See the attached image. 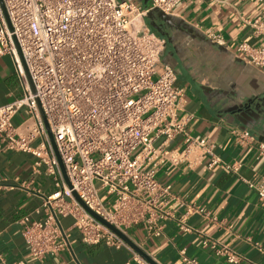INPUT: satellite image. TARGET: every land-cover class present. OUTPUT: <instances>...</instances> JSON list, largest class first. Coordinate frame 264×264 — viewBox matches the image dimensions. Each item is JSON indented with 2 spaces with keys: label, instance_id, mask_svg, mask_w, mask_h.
Here are the masks:
<instances>
[{
  "label": "built area",
  "instance_id": "built-area-1",
  "mask_svg": "<svg viewBox=\"0 0 264 264\" xmlns=\"http://www.w3.org/2000/svg\"><path fill=\"white\" fill-rule=\"evenodd\" d=\"M180 1L148 0L140 8L117 0H0V56H10L22 89L0 104V153L31 154L33 174L43 173L53 185L42 198L43 217L19 220L38 262L66 246L60 218L71 217L83 243L126 249L136 264H156L128 230L143 222L159 234V222L177 202L171 185L158 179V167L193 164L207 153L210 166L218 162L210 142L188 133L191 116L178 114L176 73L161 64L166 41L143 22L151 11L172 14ZM237 49L251 63L264 60L261 48L241 42ZM179 135L183 145L171 147ZM252 139L249 130L236 135L241 144ZM247 183L264 204V181ZM202 244L230 263L241 259L227 244L208 238ZM180 253L186 264H199Z\"/></svg>",
  "mask_w": 264,
  "mask_h": 264
},
{
  "label": "crops",
  "instance_id": "crops-1",
  "mask_svg": "<svg viewBox=\"0 0 264 264\" xmlns=\"http://www.w3.org/2000/svg\"><path fill=\"white\" fill-rule=\"evenodd\" d=\"M117 1L140 8L148 4ZM143 22L166 41L161 64L176 73L175 86L182 89L178 114L191 116L188 133L210 142L219 160L210 166L207 153L193 164L160 165L157 177L171 185L177 202L171 204L169 218L159 222V234L142 222L130 227L128 236L156 264H186L181 250L199 264H264V204L247 183L264 181V148L259 146L264 142V60L251 63L237 49L245 42L264 50V0H181L172 14L151 11ZM21 94L12 59L0 56V104ZM23 116L22 110L15 123ZM241 130H249L253 139L239 143ZM182 145L180 135L171 142V147ZM33 161L31 154L20 151L0 153V264H136L126 249L83 243L71 217L60 218L66 246L43 263L33 259L19 220L24 215L43 217L42 198L53 189L48 176L33 174ZM179 220L189 229L181 228ZM203 238L227 244L240 261L228 262L202 244Z\"/></svg>",
  "mask_w": 264,
  "mask_h": 264
},
{
  "label": "water",
  "instance_id": "water-1",
  "mask_svg": "<svg viewBox=\"0 0 264 264\" xmlns=\"http://www.w3.org/2000/svg\"><path fill=\"white\" fill-rule=\"evenodd\" d=\"M27 78H28V80H29V77L27 76ZM29 82H30V80H29ZM30 85H31V82H30ZM31 87H32V85H31ZM33 88V87H32ZM50 136V140H51V142H52V145H53V140H52V136L51 135H49ZM54 148V147H53ZM57 158H58V161H59V163H60V160H59V157L57 156ZM60 166H61V163H60ZM61 168H62V166H61ZM131 245L133 246V247H135L132 243H131ZM136 248V247H135ZM141 254H143L144 255V253H142L140 250H138Z\"/></svg>",
  "mask_w": 264,
  "mask_h": 264
},
{
  "label": "rangeland",
  "instance_id": "rangeland-1",
  "mask_svg": "<svg viewBox=\"0 0 264 264\" xmlns=\"http://www.w3.org/2000/svg\"><path fill=\"white\" fill-rule=\"evenodd\" d=\"M17 90L20 91L19 87H17Z\"/></svg>",
  "mask_w": 264,
  "mask_h": 264
}]
</instances>
